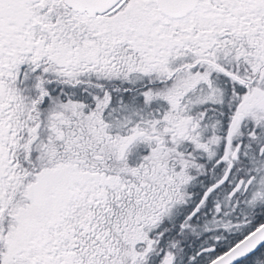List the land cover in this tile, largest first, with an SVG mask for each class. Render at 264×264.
I'll return each mask as SVG.
<instances>
[{"label": "snow or ice", "instance_id": "obj_1", "mask_svg": "<svg viewBox=\"0 0 264 264\" xmlns=\"http://www.w3.org/2000/svg\"><path fill=\"white\" fill-rule=\"evenodd\" d=\"M0 264H264V0H0Z\"/></svg>", "mask_w": 264, "mask_h": 264}]
</instances>
